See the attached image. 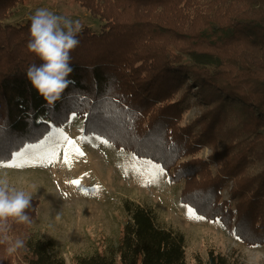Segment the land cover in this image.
Listing matches in <instances>:
<instances>
[{"label": "trees", "instance_id": "1", "mask_svg": "<svg viewBox=\"0 0 264 264\" xmlns=\"http://www.w3.org/2000/svg\"><path fill=\"white\" fill-rule=\"evenodd\" d=\"M73 1L103 27L77 34L72 83L49 106L27 78L28 67L42 63L27 47L31 20L11 21L25 0H0V161L42 143L75 113L86 137L99 136L184 182L181 200L200 216L219 220L250 246L264 243V229L249 228L264 225V0ZM193 106L201 115L187 123ZM205 146L220 174L193 190ZM231 182L229 204L212 200ZM241 197L249 216L237 209L246 204ZM39 205L32 199L30 226L12 225L25 248L7 256L0 245V264H67L54 240L33 231ZM122 208L117 244L76 255L73 264H239L215 249L189 263L185 235L162 225L156 209L130 199Z\"/></svg>", "mask_w": 264, "mask_h": 264}, {"label": "rangeland", "instance_id": "2", "mask_svg": "<svg viewBox=\"0 0 264 264\" xmlns=\"http://www.w3.org/2000/svg\"><path fill=\"white\" fill-rule=\"evenodd\" d=\"M39 8H48L57 15L80 20L83 29L91 27L100 31L103 27L102 21L73 0H25L10 20L15 24L25 23ZM200 115V109L193 106L185 115V122H193ZM63 131L78 143L84 153L82 156L74 155L71 166L64 161L63 140L56 133L50 140L48 137L42 147L30 150L28 156L31 159L19 161L23 167H0V171L6 172L18 188L27 189L32 183L38 186L33 199L40 202L39 216L33 231L41 238L54 240L67 264H73L76 255L95 254L107 245L117 244L125 218L122 203L126 199L153 207L162 225L185 235L189 263L194 262L196 255L205 257L210 249H215L239 264H264L263 242L250 246L241 242L219 220L190 218L189 209L200 215L181 200L184 182L171 181L165 170L155 177L130 170L126 172L121 165H125L133 154L119 151L96 137L82 139L86 137L82 119L71 120ZM53 150L59 156L55 162L50 159ZM212 153L208 146L198 153L197 157L202 160H198L199 163L205 160L210 164L205 162L201 165L203 176L194 178L193 190L210 186V179L220 174V164L214 165L211 161ZM73 181L80 183L77 185ZM233 191L234 183H228L221 194L213 195L212 200L229 204ZM241 199L245 200L241 197L239 201ZM245 202V205L240 203L237 207L243 217L250 213L247 200ZM235 222L233 220V226ZM249 228L257 234L263 232L264 225Z\"/></svg>", "mask_w": 264, "mask_h": 264}, {"label": "clouds", "instance_id": "3", "mask_svg": "<svg viewBox=\"0 0 264 264\" xmlns=\"http://www.w3.org/2000/svg\"><path fill=\"white\" fill-rule=\"evenodd\" d=\"M28 49L35 53L41 64L28 67L27 78L49 106H54L72 83L68 79L73 72L71 52L80 43L77 34L82 33L80 20L57 15L48 8H39L30 17ZM214 153H212L213 155ZM38 186L29 184L27 189L16 187L6 172L0 171V245L7 256H13L26 246L20 236L12 235L13 224L31 225L29 211Z\"/></svg>", "mask_w": 264, "mask_h": 264}, {"label": "snow or ice", "instance_id": "4", "mask_svg": "<svg viewBox=\"0 0 264 264\" xmlns=\"http://www.w3.org/2000/svg\"><path fill=\"white\" fill-rule=\"evenodd\" d=\"M72 118H76V114H72ZM56 133H59L62 140V151L64 154V161L69 166H71L72 157L74 155L82 156L84 153L80 149L78 143L75 140L70 139L66 134H64V131L62 128L54 127L52 133L49 136V140L51 139L52 135H55ZM82 139H91V137H84ZM97 140H100L102 143H107L106 140H103L101 137L97 136ZM43 143H47V141L42 142V144L39 145H27L23 150L17 151L12 154V157L9 162L4 163L0 161V167H12V168H18L23 167L24 165L19 163L20 160L24 159H31V157L28 156V153L33 148H40L43 146ZM50 159L55 162V160L59 159V156L55 150L51 152ZM121 167L125 168V171H133L140 175H150V176H158L163 173V169L160 168L158 165L153 163L150 160L146 161H140L137 159L135 155H133L130 160L125 164L121 165ZM73 183L79 185V181H73ZM189 216L190 218H196V219H203L202 216H198L193 210L189 209Z\"/></svg>", "mask_w": 264, "mask_h": 264}]
</instances>
